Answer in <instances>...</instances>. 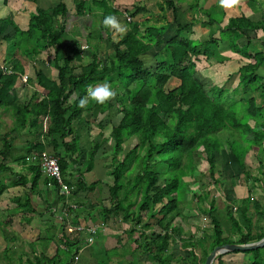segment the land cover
Instances as JSON below:
<instances>
[{
  "label": "trees",
  "instance_id": "1",
  "mask_svg": "<svg viewBox=\"0 0 264 264\" xmlns=\"http://www.w3.org/2000/svg\"><path fill=\"white\" fill-rule=\"evenodd\" d=\"M67 1L59 0L56 7L48 10H36L26 31H21L10 18L3 21L12 29L13 36L4 35L2 38L8 41V60L3 66L10 74L0 70V110L10 113L13 120L12 127L0 138V196L15 187L36 192L39 182L43 181L55 187L58 200L65 201L67 196L60 195L56 184L43 178L39 167L29 160L32 152L44 151L56 157L62 181L71 188L68 199H77L79 192H94L99 183L87 184L83 173L91 171L95 155L104 140L90 141L86 132L89 139L87 143L92 146L89 152L86 151V158L82 162L83 146L78 142V127L83 124L85 129L88 128L92 122L86 120L88 116L92 118L96 113L114 111L112 116H120V120L110 134L112 185L107 188L109 208H101L99 216L104 223L118 217L122 223H129V234L138 233V240L134 243L142 248V254L152 256L158 264H170L172 257L165 260L162 257L175 241V235H181L182 229L175 226L177 219H183L177 200L181 180L193 177L200 183L205 178L215 189L222 191L225 182L216 161V155L220 156L224 149L220 139L226 142L231 158L240 170L239 175L242 174L246 182H256L245 164V156L250 150L254 151L258 163L264 165V150L261 146L264 141V120H259L264 117V108L259 110L254 106L253 96L264 88L256 75L257 69L263 64V56L254 55V64L239 70V84L232 93L233 96L249 100L242 107L235 102H228L227 89L212 87L208 90L196 75L192 58L200 54L207 55L206 47L182 36L183 31L188 29L186 25H178L174 36L165 43L162 37L166 27H146L141 30L137 22L126 23L125 34L112 44V54L103 61L94 52L85 65L80 46L64 43L65 28L62 21L69 13L67 6L72 2L78 16L88 11L90 6L98 8L101 12V32L107 30L102 24L104 17L110 14L116 16L118 11L106 0L92 1L88 5H85L84 0H70L69 4ZM6 3L7 0H4ZM259 26L239 18L230 21L229 30L255 32ZM88 40L90 43L91 37H88L86 44ZM154 46H162V50L154 56V65L148 66L143 56ZM200 49L203 51L200 52ZM44 51L53 52L50 58L56 70V80L47 78L46 74L31 65L34 75L30 81L37 90L29 101L22 103L17 97L15 84L18 76L25 74V70L14 54L18 52L33 60ZM170 78L180 81L174 90L165 89ZM104 82L110 83L114 89L121 88L114 102L100 105L89 101L86 108H80L79 100L86 95L88 86ZM250 119L255 121L252 128L248 124ZM23 135L29 136L22 149L24 153L15 154L17 147L14 142ZM201 162L207 164L206 172L199 170ZM80 163L82 169L78 167L73 170V166ZM13 164H29L31 179L16 174ZM133 169L136 173L128 176ZM200 191L198 195L191 194L195 203L201 201L198 203L201 207L196 208L209 218L212 234L207 238L193 239L190 236L182 239V246L190 249L186 256L178 258L176 264H203L217 246L249 244L264 237V210H261L259 200L250 199V191L235 209L236 216L233 215L236 201H226V216L230 222L227 230L231 232L227 237L223 236L216 215L219 213L215 199L210 197L209 190ZM20 202L15 200L20 210L22 207L25 209L23 204L29 206L30 199H25L22 205ZM68 210L71 214L76 212ZM250 210L256 215L254 221L248 217ZM26 211L32 210L26 208ZM142 214L148 217L145 223L142 222ZM61 230L63 234L66 233L63 226ZM145 231H149V234ZM73 235V239L63 235L60 240L69 253L77 250L81 241L80 236ZM196 247L201 249V254L195 252ZM231 254L248 256L249 264H264V247L220 255L213 264H223V257ZM65 263L56 255L51 259L36 258L35 262ZM102 264L106 263L103 261Z\"/></svg>",
  "mask_w": 264,
  "mask_h": 264
},
{
  "label": "crops",
  "instance_id": "2",
  "mask_svg": "<svg viewBox=\"0 0 264 264\" xmlns=\"http://www.w3.org/2000/svg\"><path fill=\"white\" fill-rule=\"evenodd\" d=\"M84 1L85 5H88L92 1L96 2L100 0ZM106 1L110 6L116 8L118 11L116 17L126 30V23L130 22H137L140 24L141 30H144L146 27H166L167 30L162 37L165 43L174 36L178 25H186L188 29L183 31L182 36L194 44H205L207 55L200 54L193 57L192 62L195 65L196 75L206 84L208 90H211L212 87L225 88L229 93H232L239 84V70L243 66L254 64V55L263 56L264 59V0H241V4L234 9L222 8L219 5V0ZM69 2L70 0L67 1L68 4ZM58 3L59 0H7V3L4 4V0H0V66H6L5 61L8 60L9 49L8 41L6 42L2 38L4 35H9L10 37L13 35L12 29L9 27L11 29L9 30L8 26H6L3 21L10 18L21 31H26L30 19L35 14L36 10H48L56 7ZM47 4H50V6L45 7ZM67 7L69 13L62 21L65 28L63 35L65 45H79L83 52L82 61L85 65L89 62L94 52L98 53L99 59L105 61L112 54V52H109L110 49L112 50V44L117 43L126 31L123 33H116L114 30L107 29L101 32V12L98 8H92V6H90L88 11L78 16L75 14L76 11L72 2H70ZM173 7L174 10L172 9ZM133 13H135L134 16H132ZM127 17L130 18V21L126 20ZM239 18H244L253 24L261 26L256 28L255 32L246 29L240 32L229 30L230 21ZM88 37H91V40L90 43L88 40L86 44ZM161 50L162 46H154L143 56L148 66L154 65V56L159 54ZM202 51L203 49H200V52ZM52 54V51H49V53L44 51L36 57L37 60L36 58H33V60L26 58L18 54V52L14 54V58L17 59L25 70V74L19 75L18 81L15 84V91L20 102L24 103L29 101L33 93L37 90L34 83L30 81L33 80L34 75V68L31 67V65L34 66L36 70H41L46 74L47 78L56 80V70L53 67V63L49 62L52 59L50 57H53ZM45 68L48 71H45ZM49 70L51 71L50 73ZM76 72L78 74L79 70ZM256 75L260 80V84L263 85L264 60L263 64L257 69ZM23 76L27 77L25 82L22 81ZM179 85L180 81L178 79L170 78L165 89L174 90ZM119 88H115L117 93L121 89ZM231 95H233V93ZM253 96L255 99L254 106L259 110L264 108V88L263 90L260 89L257 91ZM114 100L111 102H114ZM231 101V104L235 102L238 106L249 103L248 99L244 100L238 96H233ZM262 113L264 116V110H262ZM113 114L114 111H110L96 113L92 118L91 116H88V118L86 117L87 121H92L88 128L85 129L88 132L90 141L104 140L103 145L98 149L95 155L91 171L83 173L84 180L87 184L93 182L99 183L97 186L99 189L95 190L97 192H92L90 194L79 192L77 199H68V195L65 197V201H62L58 200L57 193L55 192L56 189L52 184L40 181L36 192L31 193L23 187H15L9 188L0 196V213L6 215L5 225L11 227L9 234L13 235L12 237L9 236L11 237L10 239H5V234L3 235L2 241L4 243L1 249L6 252L7 247H9L16 253L14 256L16 261L12 262L10 259H7L8 264H35L36 258L45 257L51 259L55 255L61 258L62 263H65L68 262L75 253L79 254V264H98V259H95V255L97 257L98 252H94L91 246H87L94 244L98 239L101 241L103 240L107 250L114 251V254L111 256L112 258L109 259V261H111L109 264H119L122 260L131 264L133 263V259L130 257L135 255L142 257L145 260V264H158L154 261L152 256L143 255L142 248H139L138 244L134 243L136 239L133 237L137 236L136 231L131 234V239H126L127 242L129 241L128 243L121 240L122 238L120 236H127V233H129V223H122L119 217L117 219L112 218L107 223H104L99 216L101 208H109L107 188L112 185V178L110 176L112 170V147H110V145L112 140L110 134L112 128L116 126L120 120V116L116 115L113 117ZM259 120L263 121L264 117L259 118ZM248 124L252 128L255 126V121L250 119L248 120ZM78 129L85 133V130L81 127H78ZM108 145L109 147H107ZM261 146L264 150V141ZM224 150L229 153V157H232L228 148L225 149L224 147ZM81 151L83 153L81 161L83 162L86 158V150L83 147ZM231 162L236 166L232 158ZM28 163L30 164V161H28ZM245 164L251 177L256 178V182L252 181L255 183L252 185L250 184L249 189H247V182L244 176L238 173L234 175V177L236 176L234 179H242V181H244L240 185L237 184L234 186L233 193L235 195L234 200L236 201L234 209L237 208L241 199L248 196L250 191V199L259 200L261 210H264V165L258 163L257 158L254 157L253 150H250L245 156ZM28 165H15L17 168L13 170L16 174L22 175L29 180L32 174ZM78 167L82 169V164L74 165L73 170H76ZM222 176L224 178L225 174L222 173ZM88 179H90V181H88ZM235 187L237 188L235 189ZM214 191V193H210V197L216 199V193L220 191V189H215L214 187ZM257 191L259 194L256 195V198L253 195H255L254 193ZM81 194H84V196L82 197ZM25 199H30L29 206L26 204L23 205L27 210L30 208L32 210L31 212L26 211V208L24 209L23 207L20 210L15 203V200H20V205H22ZM96 199H98V201ZM74 206L76 207L75 209ZM68 209L76 210V212L71 214ZM15 210L16 212H14ZM75 214H78V216ZM75 216L76 220L72 222V218H75ZM248 217L252 218L253 221L256 219L253 210H250ZM39 220H43L44 222L38 223ZM36 225H38L39 228H35ZM69 225L82 226L84 228L91 226L95 228L96 231L93 236L92 244H85L83 242V237H86V234H84L82 237L80 236L81 241L77 246V250L67 253V256L65 255L64 257L63 253H66V249L64 245L60 243L61 237L64 235L69 239H73L75 236L68 235L67 233L63 234V230H61L62 226L65 229ZM120 226L123 227V230L118 229ZM139 231L140 230H138V232ZM148 232L149 231H145L147 235L149 234ZM17 236L18 238H16ZM187 236H191L193 239L201 237L191 235L190 233L184 234L183 230H181V235H175V241L166 251V254L169 252L171 253V262L174 260V262L177 263L180 257H173L172 247L179 244V242H181L179 246L182 247V239H186ZM17 240L21 243H18ZM9 244H12V247L9 246ZM59 251L62 252V254H59ZM3 264L7 263L4 261Z\"/></svg>",
  "mask_w": 264,
  "mask_h": 264
},
{
  "label": "rangeland",
  "instance_id": "3",
  "mask_svg": "<svg viewBox=\"0 0 264 264\" xmlns=\"http://www.w3.org/2000/svg\"><path fill=\"white\" fill-rule=\"evenodd\" d=\"M49 6H50V4H47L45 7H49ZM8 29L11 30L9 27H8ZM93 31H94V29H93ZM90 47H91V44H90ZM109 52L111 53L112 50L110 49ZM51 61L52 60H50L49 62L52 63ZM45 71H48V70L45 68ZM50 72L51 71L49 70V73ZM231 94H232L231 92L229 93L227 91V99H229V103L232 102L231 100H232L233 95H231ZM12 120H13V118H12L10 113H5V112H2L0 110V138L4 135V133H6L12 127ZM79 127H81L82 129L85 130V126L83 124L79 125ZM86 132H87L86 130H85V133H84V131H79V134H78L79 135V137H78L79 141L78 142L80 145H82L85 148L86 151L89 152L92 144L89 145L87 143L89 139H88ZM219 136L223 137L222 134H219ZM28 138H29L28 135H25V136L23 135L22 138L17 139L14 142L15 146L17 147V150L14 151L15 154L24 153L22 151V149L26 145L25 139H28ZM223 139H225V138L223 137ZM220 141L223 143V145L226 149L227 148L226 142L222 139H220ZM134 142H133V144H134ZM87 144H88V146H87ZM107 147H109V145ZM110 147H112V143H111ZM226 153L227 152L223 149L221 151L220 156L216 155L218 170H221V173L225 174V177L222 178V180H224V182H225V185L222 188V191L220 190L216 193L217 197L215 199L216 208H217V211L219 213V215L218 214H216V215L219 218V221H220L221 226H222L223 236H225V237L229 236V233H231L230 230H227L230 227V222L226 216V207H225L226 201H229V200L231 201L232 199H234V196H235L233 193L234 192V186L237 184L240 185L241 183L244 182V181H242V179H239V180L234 179L236 177V176L234 177V175L236 173L240 174V170L231 162V157H229V153H227V154ZM14 168H17V166L15 167V165L13 164V169ZM162 170H164V168H162ZM199 170L206 172L207 171V164L205 162H201L199 165ZM133 173L135 174L136 170H134V169L131 170L128 173V176H131ZM88 181H90V179H88ZM249 182H247V189H249L250 184L252 185L255 183L252 181H249ZM188 184H189V186H188ZM213 186L214 185L205 178H203L200 183L197 182L193 177L192 178L187 177L185 179V181L181 180L179 191L177 193V200L179 201L178 202L179 209H181L183 219L182 220L177 219L175 226L178 227L179 229H182L184 234L190 233L191 235L201 236L203 238L204 237L207 238V236L212 234V225L210 224L209 218H206V216L200 214L197 211L196 207L197 206L201 207V204L198 205V203H200L201 201L198 203H195L191 193L194 191L198 195L201 193V191H200L201 189H202V191L203 190L205 191V189H207L210 191V193H214L215 191H214ZM236 188L237 187H235V189ZM96 189L98 190L99 187H96ZM94 192H97V191H94ZM84 194L83 195L81 194V196L83 197ZM254 194L255 195H253V196L256 197V195L259 194V192L257 191ZM96 196H97V194H96ZM98 199H96V200L98 201ZM14 212H16V210ZM233 215L236 216L235 209H233ZM5 216L6 215L4 213H2V214L0 213V263H2V264L4 263V261L8 264L7 259H10L12 262L16 261V259H14V256L16 255V253L14 252V250H12V248L7 247L6 252L2 251V249H1V247L3 246V243H4L2 241V237H4L3 235L5 234V239L6 238L10 239L13 236V235L9 234V230L11 227L5 225V219H6ZM147 218L148 217L146 214H142V222L145 223L147 221ZM42 222H44V221L39 220L38 223H42ZM14 223H15V221H14ZM262 225L264 226L263 222H262ZM126 226H128V225H126ZM35 228H39L38 225H36ZM118 229L123 230V227L120 226ZM36 230H34V231H36ZM127 234H128L127 236H120L122 238L121 240L123 242H127V240L131 239V234H129V233H127ZM136 235L137 236L133 237V238L138 240V234L136 233ZM9 236H11V237H9ZM16 238H18V236ZM17 242L21 243L19 240H17ZM179 244H181V242H179ZM179 244L172 247L173 248L172 254L174 255L173 256L174 258H176L178 256H182V257L186 256L187 252H188L187 250L190 249V248L185 249L183 246L182 247L179 246ZM9 246L12 247V244H9ZM87 246H91V248L94 249V252H98V256L96 257V255H95V259L96 260L98 259L97 263L102 264L103 261L106 264L111 263V261H109V259L112 258L111 256L114 254V251L107 250L105 248L106 246L103 243V240L101 241L100 239H98L94 244L87 245ZM195 252L199 255V254H201V249L199 247H196ZM67 253H69V252L63 253L64 257H65V255L67 256ZM59 254H62V252L59 251ZM170 254H171L170 252L168 254H165V256L162 257L163 260H165L166 258L169 259L171 257ZM5 255H6V257H5ZM130 258L133 259V263H131V264H145V260L138 255L137 256L135 255V256L130 257ZM249 263H250L249 257L243 256L242 254H231V255H226L223 257V264H249ZM119 264H128V262L122 260L121 262H119ZM171 264H176V262H174V260H173V262H171ZM214 264H216V262Z\"/></svg>",
  "mask_w": 264,
  "mask_h": 264
},
{
  "label": "built area",
  "instance_id": "4",
  "mask_svg": "<svg viewBox=\"0 0 264 264\" xmlns=\"http://www.w3.org/2000/svg\"><path fill=\"white\" fill-rule=\"evenodd\" d=\"M127 21H130V18H126ZM0 70L5 74H10V71L6 69L4 66H0ZM27 80L26 76L22 77V81L25 82ZM31 157L29 160L36 164L41 174L44 178L53 181L56 184L58 192L60 195L68 196L70 194L71 188H69L64 182L62 181L61 171L57 162V159L54 155L49 152H41L36 153L32 152ZM76 207L74 206V209ZM66 233L68 235L77 234L82 237V235L86 234V237H83V242L85 244H92L93 243V236L95 234V228L88 226V228H84L82 226H67L65 228ZM80 257L78 253H75L67 263L65 264H79Z\"/></svg>",
  "mask_w": 264,
  "mask_h": 264
},
{
  "label": "clouds",
  "instance_id": "5",
  "mask_svg": "<svg viewBox=\"0 0 264 264\" xmlns=\"http://www.w3.org/2000/svg\"><path fill=\"white\" fill-rule=\"evenodd\" d=\"M241 4V0H219V5L225 9H234ZM103 27L114 30L116 33H123L126 28L121 25L119 19L115 15H107L102 21ZM117 96V91L108 82L89 85L86 95L79 100L78 106L86 108L89 101H94L97 104L103 105Z\"/></svg>",
  "mask_w": 264,
  "mask_h": 264
},
{
  "label": "water",
  "instance_id": "6",
  "mask_svg": "<svg viewBox=\"0 0 264 264\" xmlns=\"http://www.w3.org/2000/svg\"><path fill=\"white\" fill-rule=\"evenodd\" d=\"M263 247H264V237L257 242L249 243V244H225L222 246H217L208 254L203 264H213L214 260L218 256L227 253L248 252Z\"/></svg>",
  "mask_w": 264,
  "mask_h": 264
}]
</instances>
